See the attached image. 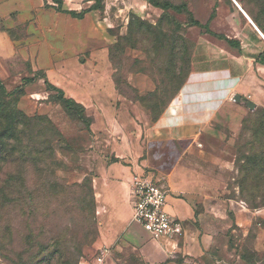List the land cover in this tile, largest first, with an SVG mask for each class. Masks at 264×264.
<instances>
[{
    "label": "crops",
    "instance_id": "crops-1",
    "mask_svg": "<svg viewBox=\"0 0 264 264\" xmlns=\"http://www.w3.org/2000/svg\"><path fill=\"white\" fill-rule=\"evenodd\" d=\"M237 15L243 22L241 37L226 38L239 49L199 32L182 87L157 115L119 91L108 47L82 57L77 48L56 64L31 61L27 74H42L33 83L37 92L32 97L43 101L35 113L47 115L61 132L55 107L44 103L50 95L47 82L81 105L91 120L83 131H68L65 117L61 132L65 148H71L66 161L81 180L91 179L99 226L96 243L79 264H94L103 247L110 249L105 264H248L242 259L248 236L256 255L264 254V207L250 208L229 197L244 106L264 105V66L259 63L264 33L240 11ZM125 83L141 99L157 90L140 72H129ZM136 175L165 186V209L181 224L180 236L157 241L133 222L128 188Z\"/></svg>",
    "mask_w": 264,
    "mask_h": 264
},
{
    "label": "rangeland",
    "instance_id": "rangeland-1",
    "mask_svg": "<svg viewBox=\"0 0 264 264\" xmlns=\"http://www.w3.org/2000/svg\"><path fill=\"white\" fill-rule=\"evenodd\" d=\"M234 1L251 12L264 29V0ZM59 10L82 12L83 18L73 19ZM237 13L231 0H0V81L7 92L16 93V106L25 117L49 121L60 134L65 133L66 117L68 131H83L86 116L76 106L65 110V97L57 89L49 88L51 99L44 103L55 107L53 115L61 132L47 115L35 113L43 101L32 97L37 86L33 89L31 81L42 74L31 77L27 71L32 60L56 64L73 56L77 48L82 57L113 47L110 68L123 82L119 90L133 99L135 93L125 87V76L144 72L157 90L142 104L157 115L182 87L199 32L205 35L202 30L209 28L228 38H240L243 22ZM244 109L229 197L250 208L263 207L264 105L251 110L246 104ZM35 127L40 130L39 120ZM62 138L53 145L49 170L65 185V198L46 201L43 196L50 191L47 180L36 200L0 208V264H29L30 259L47 253L65 259L53 264L70 260L79 264L97 241L91 179L81 180L70 159L66 161L71 148H65ZM34 182L32 178L29 186L25 184V190H32ZM19 190L23 192L21 187Z\"/></svg>",
    "mask_w": 264,
    "mask_h": 264
},
{
    "label": "trees",
    "instance_id": "trees-1",
    "mask_svg": "<svg viewBox=\"0 0 264 264\" xmlns=\"http://www.w3.org/2000/svg\"><path fill=\"white\" fill-rule=\"evenodd\" d=\"M243 10L261 32L264 33L263 27L253 14L245 10V8ZM59 12L68 14L73 18H83L82 12L78 14L65 10H59ZM199 30L201 29L199 28ZM202 31L207 35L224 41L231 48L239 49V44L235 40H229L226 36L217 34L209 28H205ZM112 48L109 49L110 63L113 62ZM259 63L264 66V54L259 57ZM34 80L35 78L31 82ZM115 83L118 89L123 84L119 79H115ZM45 86L48 92H50L49 88L57 89L47 82H45ZM125 87L129 88L126 83ZM59 91L58 93L63 94L65 97L63 91ZM15 94L7 92L5 86L0 81V208L12 207L16 203L23 202L24 200L27 201V199L31 201L36 200L40 197V191L38 190L42 188V184L47 180L50 181L48 189L53 195L49 191L46 192L43 198L46 201H51L54 197L64 199L65 185H61L59 179L49 170V164L53 157V145L63 140L62 135L57 132L49 121L42 122L43 119L39 117H25L16 106ZM50 99L51 95L48 97V100ZM146 99L138 98L136 94H134L133 98V100H139L141 103ZM64 106L67 111L70 110V106H76L84 113V108L81 105L66 97ZM37 120H39L40 130H36L35 127ZM90 123L91 120L87 119L85 129L88 128ZM32 178L35 180L31 188L33 191L25 190V184L29 186ZM19 187L23 189L22 193ZM49 194L52 196H49ZM251 238L252 236H248L242 248V259L248 264H264V254L261 257L256 255L251 248ZM60 257L58 255L54 256L53 253H47L43 256L40 255L30 259L29 264H53L54 260L58 262L59 259L65 261L63 256ZM68 264H72L71 260L68 261Z\"/></svg>",
    "mask_w": 264,
    "mask_h": 264
},
{
    "label": "built area",
    "instance_id": "built-area-1",
    "mask_svg": "<svg viewBox=\"0 0 264 264\" xmlns=\"http://www.w3.org/2000/svg\"><path fill=\"white\" fill-rule=\"evenodd\" d=\"M132 199V219L149 233L153 239L174 238L182 234V226L172 219L165 207L167 190L162 184L145 175L133 176L129 185ZM110 249L98 250L94 264H105Z\"/></svg>",
    "mask_w": 264,
    "mask_h": 264
},
{
    "label": "water",
    "instance_id": "water-1",
    "mask_svg": "<svg viewBox=\"0 0 264 264\" xmlns=\"http://www.w3.org/2000/svg\"><path fill=\"white\" fill-rule=\"evenodd\" d=\"M232 3L235 5V7L243 14V16L253 25V27L257 30V28L255 27V25L253 24V22L250 20V18L246 15V13L244 11H242V9L240 8V6L234 1L231 0ZM261 35V34H260ZM262 36V35H261ZM263 37V36H262ZM264 38V37H263ZM234 101H239L238 96H236V98H234ZM247 106L249 109H254V104H252L251 102L247 103Z\"/></svg>",
    "mask_w": 264,
    "mask_h": 264
},
{
    "label": "bare ground",
    "instance_id": "bare-ground-1",
    "mask_svg": "<svg viewBox=\"0 0 264 264\" xmlns=\"http://www.w3.org/2000/svg\"><path fill=\"white\" fill-rule=\"evenodd\" d=\"M242 9V8H241ZM242 11H243V9H242ZM247 15V14H246Z\"/></svg>",
    "mask_w": 264,
    "mask_h": 264
}]
</instances>
